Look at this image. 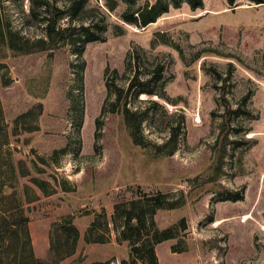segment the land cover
Segmentation results:
<instances>
[{"label": "rangeland", "instance_id": "obj_1", "mask_svg": "<svg viewBox=\"0 0 264 264\" xmlns=\"http://www.w3.org/2000/svg\"><path fill=\"white\" fill-rule=\"evenodd\" d=\"M89 6L83 16L105 19V40L0 63V218L13 208V219H27L35 255L48 259L53 224L73 215L78 249L60 264H122L130 247L113 223L110 243H86L96 215L112 221L115 204L138 187L185 193V206L155 216L162 229L182 218L188 225L185 241L158 247L160 264H264V3L204 0L193 9L185 1L145 27L121 18L126 2L113 13L106 0ZM4 11L25 36H44L27 24L29 0H5ZM159 65L154 85L165 98L142 94L130 107L148 112L146 143L164 144L179 129L167 157L136 144L122 114H103L107 71L127 87L137 70L145 78Z\"/></svg>", "mask_w": 264, "mask_h": 264}, {"label": "trees", "instance_id": "obj_2", "mask_svg": "<svg viewBox=\"0 0 264 264\" xmlns=\"http://www.w3.org/2000/svg\"><path fill=\"white\" fill-rule=\"evenodd\" d=\"M4 1L0 0V63L11 56L40 52L53 55L56 49L65 44H73L77 52H80L87 43L106 39L108 24L105 23V19L96 20L83 16L92 10L89 6L90 0H29L30 11L26 14L27 24L30 28L38 24L44 31V36L35 39L25 36L21 30L15 28L5 14ZM185 1L193 9L204 6V0H156L154 4L147 0L141 5L138 0H106V7L113 13L122 2H126L128 7L121 18L127 23L145 27L156 22L162 14L169 11L170 5L180 7ZM228 1L230 4H235L237 0ZM251 1L257 4L264 3V0ZM67 18L71 20L64 25L62 22ZM136 54L130 61L136 64L135 67L140 61L139 53ZM163 68V65H159L155 73L145 78L141 76V71L137 70L127 87L118 85L116 77H112L111 80L107 71L108 97L103 106V114H122L136 144L144 148H152L151 151L157 156L167 157L174 155L179 148V129L174 128L171 137L164 144L146 143L142 134L143 125L148 120V112L133 111L130 107L132 98H139L142 94L165 98V91L154 85L163 78ZM115 73H118L117 70ZM0 117L3 118L2 112ZM34 182L42 190H47L45 180L34 177ZM233 194L235 195L231 199H243L241 194ZM187 202L188 196L185 193L179 196H172L162 191L146 193L138 187L133 199L115 204L112 221L105 213L96 215L86 231L85 241L88 244L110 243L113 231L111 223H113L114 230L118 233V240L128 242L130 247V258L123 259L122 264H139V262L160 264L157 246L173 239L185 241L184 235L188 225L186 218H182L179 222L162 229L158 226L155 216L159 210L180 208ZM4 216L0 218V264H60L62 260L76 254L81 232L74 224L73 215L53 224L48 259H41L35 255L31 234L26 225L27 219L23 217L13 219V208L5 211ZM26 246L29 247L27 252ZM176 250V246H173V251L176 252ZM187 250L188 246L185 245L182 251ZM111 263L112 261H105L93 264Z\"/></svg>", "mask_w": 264, "mask_h": 264}, {"label": "bare ground", "instance_id": "obj_3", "mask_svg": "<svg viewBox=\"0 0 264 264\" xmlns=\"http://www.w3.org/2000/svg\"><path fill=\"white\" fill-rule=\"evenodd\" d=\"M249 217H250V216L247 215V216L245 217L244 221H247ZM243 218H244V217H243Z\"/></svg>", "mask_w": 264, "mask_h": 264}, {"label": "crops", "instance_id": "obj_4", "mask_svg": "<svg viewBox=\"0 0 264 264\" xmlns=\"http://www.w3.org/2000/svg\"><path fill=\"white\" fill-rule=\"evenodd\" d=\"M166 242V241H165ZM165 242H163V243H165ZM163 243H161V244H163ZM161 244H159L158 246H157V249H158V247L161 245ZM158 252V251H157Z\"/></svg>", "mask_w": 264, "mask_h": 264}]
</instances>
